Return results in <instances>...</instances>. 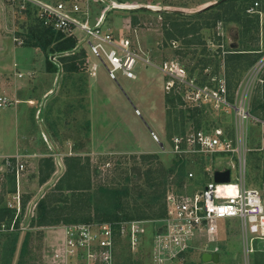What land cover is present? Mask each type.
I'll return each mask as SVG.
<instances>
[{
    "label": "rangeland",
    "instance_id": "374dc122",
    "mask_svg": "<svg viewBox=\"0 0 264 264\" xmlns=\"http://www.w3.org/2000/svg\"><path fill=\"white\" fill-rule=\"evenodd\" d=\"M219 1L93 0L92 23L103 24L105 29L109 27L118 39L129 38L139 55L155 65L139 61L136 79H129L121 72H117L116 79H113L102 62L90 55L86 45L84 47L85 34L80 32L76 37L77 53L86 52L84 57L77 60L81 71L67 74L48 72L46 54L40 48L27 45V32L30 26L36 24V14L33 10L31 14L25 10L22 12L20 2L12 4L11 1L0 0V98L6 96L11 100L9 105L0 107V160H14L20 156L25 164L20 178L5 165H0V210L15 209L17 194L21 196V204H25V210L22 211L21 206V211L16 212L21 220L20 228H15V221L10 223V219L0 225V264H14L23 231V244L28 241V247L25 252L21 247L17 264H50L54 249L63 238L60 228L77 222L99 225L102 223L101 216L113 214L115 210L111 203L103 199L100 201L98 195L92 192L98 189L100 183L120 178L125 171L134 178L129 183L133 188L130 199L132 209L138 196L134 187H147L143 172L149 165L142 163L143 155L156 156L153 159L154 168L162 164L166 168L176 166L166 186L165 197L161 202L150 203H156L153 209H146L149 215L160 211L171 192L194 194L201 192L209 182H214L213 177L207 174L206 167L232 169L233 163L236 168L232 169V181H239L236 159L179 155L173 151L171 144L175 135L201 128L222 127L235 135L234 110L217 108L214 104L194 107L189 101L186 86L177 80L175 87L167 91L166 85L170 79L157 68L165 62H175L186 69L188 80L195 79L198 83H211L217 76L226 77L223 60L227 50L241 47L238 46L241 40L240 25H223L220 22L216 28H201L200 25L208 20L207 16L215 11L207 12L203 18H178L188 23L186 28H190V34L165 41L164 18L160 14L166 10L196 14L209 9L211 5H219ZM250 15H259L256 40L250 41V46L262 47L264 12L258 13L257 10ZM192 26H195V32ZM263 57L264 49L254 66L242 72L239 70V74L232 76L234 82H231L230 88L231 98L247 97L252 114L262 119L264 68L261 71L256 68ZM59 58L58 55L49 57L55 62ZM218 58L222 59L220 65L217 64ZM92 61L99 65L96 77L90 75ZM253 123L256 124L249 121L246 127L245 182L247 187L259 189L264 199V154L252 149L256 148L252 144L253 139H258L255 141L257 146L261 137L259 129H256L258 126ZM182 159V172L185 175L183 183L178 184ZM79 163L83 166L90 164L92 207L82 205L67 212L65 218L68 222L59 225L31 226L37 202L64 176L69 165L78 166ZM138 168L142 170L141 173ZM95 169L98 170L97 175ZM191 172L194 173L193 178L189 175ZM81 177L79 173L68 178L74 184L78 178L83 180ZM65 194L70 195L71 192L65 191ZM149 199V196L138 198V202L146 206L144 202ZM162 218L156 216L137 220L141 221L143 228V244L132 249L126 240H121L117 264H124V252L132 262L152 264V240ZM8 223L11 224L10 228ZM214 246L220 249L219 263L204 262L201 252L193 251L190 254L193 263L189 264H264V246L256 248L255 253L246 259L241 224L237 219L221 222Z\"/></svg>",
    "mask_w": 264,
    "mask_h": 264
},
{
    "label": "built area",
    "instance_id": "2783aa9c",
    "mask_svg": "<svg viewBox=\"0 0 264 264\" xmlns=\"http://www.w3.org/2000/svg\"><path fill=\"white\" fill-rule=\"evenodd\" d=\"M12 4L20 2L22 12L33 10L36 18L45 27L63 33L66 37H77V32L84 33L90 55L100 60L113 79L117 72L129 79L137 78V64L140 62L155 66L150 60L139 55L129 38L118 39L112 29L103 24L94 25L91 19L93 0H8ZM259 4L248 9V13L257 11ZM32 8V9H31ZM25 10V11H24ZM78 38V37H77ZM170 79L166 89L171 91L177 80L189 91V101L194 107L214 104L217 108H232L235 112L236 134L232 135L222 127L201 128L175 135L172 149L176 154H192L204 157H219L223 160L236 159L240 172L239 181H232V169L208 168L206 172L214 179L217 170L231 171L229 183L209 182L201 192L194 194L171 192L166 199V215L160 220L152 245V264H189L193 251L218 253L217 243L221 222L237 219L241 224L243 249L246 259L256 248L264 246V199L262 192L247 187L245 168L247 164L246 127L249 121L259 119L249 109L247 97H230L226 79L213 78L211 83H198L188 80L186 69L175 62H165L157 67ZM264 68V57L257 70ZM99 65L90 63V75L96 77ZM11 103L8 97L0 98V107ZM158 141V137L155 136ZM5 161V162H4ZM0 165H5L20 178L25 164L20 156L14 160L4 158ZM191 178L194 173L189 174ZM15 209L21 211V196L15 195ZM63 238L54 249L50 264H117L118 244L126 240L132 249L143 244L141 221L105 222L68 224L62 228ZM214 246V247H211ZM193 260V259H192ZM194 261V260H193Z\"/></svg>",
    "mask_w": 264,
    "mask_h": 264
},
{
    "label": "trees",
    "instance_id": "16d2710c",
    "mask_svg": "<svg viewBox=\"0 0 264 264\" xmlns=\"http://www.w3.org/2000/svg\"><path fill=\"white\" fill-rule=\"evenodd\" d=\"M258 3L257 7L258 13L264 12V2L263 0H225L219 5L209 8L205 11L197 12L196 14H186L178 11L166 10L160 12L161 16L164 18L163 23V34L164 40H174L176 38L186 37L190 34V28H186L188 25L187 22L178 20V18H189V17H206V13H213L207 16L208 20H205L200 27L203 26L206 28L212 27L216 28L221 22L225 24H237L240 25V37L241 40L238 44L241 45L238 49H229L227 50L226 56L223 60V65L225 66L226 71V82L228 85V90L230 97H232L230 88L232 87L231 82L233 80L232 76L234 74H239L238 71H245L248 68L254 66L262 57V52L264 49L263 46H250V41L253 42L256 40V35L259 28V15L251 16L247 11L251 6H254L255 3ZM219 11L216 12V10ZM147 11L142 9V11ZM141 11V10H140ZM27 13L31 14V10H28ZM176 17V18H175ZM36 24L30 26L27 32V45L35 48H40L48 57L47 60V71L50 73L64 72V73H78L80 72V64L77 63L81 57H84L86 52L83 51L82 54L77 53V39L75 37H66L63 33L57 32L52 28L45 27L44 24L39 21L36 17ZM137 19V17L135 18ZM134 19V21H135ZM199 27V28H200ZM198 28V29H199ZM194 32L196 30L195 26H192ZM250 37V39H247ZM190 41V40H185ZM262 48V50H261ZM220 53V52H219ZM60 56L58 61H52L49 59L50 56ZM218 65H220L221 58H218ZM208 63L205 64L207 66ZM62 70V71H60ZM234 82V81H233ZM232 82V83H233ZM232 99V98H231ZM169 102L174 103L170 99ZM186 133V132H185ZM180 133V134H185ZM201 157V156H200ZM156 158L154 155H143L142 163L149 165V168L145 169L143 174L145 177V183L147 184L146 188H141L139 185L134 187L135 193L138 194L135 198L134 206L130 209V199L133 194L131 186L132 176L127 174V171L120 174V178L108 180L105 183H100L98 189L92 192V174L90 172V164L88 166H83L79 163L78 166L69 165L67 172L64 176L57 182L54 187H51L43 197L37 202L35 208V215L33 216L31 226L36 227H48L59 225L63 222H68V219L65 218L67 212H71L74 209H79L82 205H89L92 207V193L98 195V199L111 203L112 208H114L113 214L107 213L101 216L102 220L110 222H124V221H133V220H144L150 217H165L166 215V203L164 202L159 212L148 214L146 209H153L156 203L161 202V199L165 197L167 192V184L169 178L174 175L176 171V166L166 168L163 164L159 168H154L153 159ZM203 158V157H201ZM183 160V159H182ZM180 162V161H179ZM179 168L178 176L180 177L178 184H182L184 173L182 172L184 168V160ZM141 173V169H137ZM81 173L82 179L78 178L76 182L69 180V176L73 178L74 175ZM94 173L97 175L98 170L95 169ZM123 174H126L124 177ZM124 178V181H122ZM49 177L44 179V183L47 182ZM155 190V191H154ZM65 191L71 192L70 195H66ZM157 193L159 196H157ZM149 196L150 199L146 202V206H143L138 202V198H144ZM154 201L156 202L155 205ZM153 203V204H150ZM25 210V204H22V211ZM100 210V209H98ZM17 209L5 208L0 210V225L3 222H6L7 219H10V223L14 222L15 228H20L19 216L16 215ZM90 222V221H87ZM79 223V222H77ZM74 224V223H71ZM11 227V224L8 223V228ZM28 247V241H24L22 246V252ZM124 264H137L132 262L128 257L127 252H124Z\"/></svg>",
    "mask_w": 264,
    "mask_h": 264
},
{
    "label": "water",
    "instance_id": "95a60500",
    "mask_svg": "<svg viewBox=\"0 0 264 264\" xmlns=\"http://www.w3.org/2000/svg\"><path fill=\"white\" fill-rule=\"evenodd\" d=\"M223 1H225V0H220L218 3H221ZM212 6L213 5L209 6L208 8H210ZM214 180L218 184L229 183L231 181V171L230 170H224V171L217 170L215 172V174H214ZM24 236H25V232L23 231L22 235H21V238H20L19 247H18V251H17V254H16V258H15L14 264H17V261H18V258H19V254H20V250H21V247H22V244H23ZM203 261L204 262L219 263L220 262V254H218V253H214V254L205 253L203 255Z\"/></svg>",
    "mask_w": 264,
    "mask_h": 264
},
{
    "label": "crops",
    "instance_id": "0c3cea01",
    "mask_svg": "<svg viewBox=\"0 0 264 264\" xmlns=\"http://www.w3.org/2000/svg\"><path fill=\"white\" fill-rule=\"evenodd\" d=\"M256 118H258L259 119V121L258 122H256V124H254L253 123V125H256V126H258L256 129H259V131H260V138H259V142H258V145L257 146H255L256 145V143L257 142H255V141H257L258 139H253V145H254V147H256V148H252L253 150L255 149L256 151H258V152H262L263 154H264V119H262V118H259V117H257V116H255ZM252 126V125H251ZM255 126V127H256ZM253 128H254V126H253ZM253 128H252V130H253ZM254 131V130H253Z\"/></svg>",
    "mask_w": 264,
    "mask_h": 264
}]
</instances>
